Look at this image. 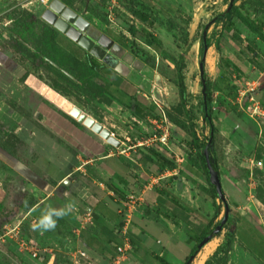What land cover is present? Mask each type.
<instances>
[{
    "label": "rangeland",
    "instance_id": "374dc122",
    "mask_svg": "<svg viewBox=\"0 0 264 264\" xmlns=\"http://www.w3.org/2000/svg\"><path fill=\"white\" fill-rule=\"evenodd\" d=\"M58 1L76 13L99 37L111 40V45L99 46L101 49L97 56L87 54L83 62H77L52 44L55 29L41 18L48 5L43 8L39 0H0V51L7 55L5 66L0 67V70L7 71L0 76V84L3 90L7 88L8 93L4 97L8 101L17 98L15 92L19 91L29 104L45 97L47 93L40 95V89L49 87L50 94L55 93L59 102L66 101L70 109L77 107L87 113L108 129L111 137L122 143L118 148L104 140L108 144L107 150L116 154L119 150L130 151L133 147L129 153L135 161L140 158L141 149L166 157L176 167V175L171 174L161 181L168 197L174 195L169 189L172 190L178 180L187 181L188 178V182L195 186L188 169H194L198 164L195 151L175 131H193L203 143L209 136L208 124L201 113L202 89L198 68L200 43L205 31L206 40L211 44L203 54L204 73L211 84V107L223 115L212 117L213 150L229 207L227 222L212 243L207 244L210 253L204 258L205 264H264V174L257 165L264 151V0H237L230 19L233 27L229 30L227 23L213 21L226 11L230 0ZM129 27L133 28V33ZM236 35L240 41L236 40ZM96 41L93 40L94 43ZM146 41L151 42V47L146 45ZM215 43L221 54L227 57L229 65L219 62ZM248 43L251 48H248ZM90 56L96 57L98 65L107 69L122 63L120 73L124 74V81H130L134 87L130 109L121 110L104 94L111 82L109 77L87 76L85 68ZM181 56L185 103L181 102L176 74ZM47 59L60 69L50 66ZM61 69L77 78L84 88L91 89V97L88 98L67 77H61ZM218 76L223 77L225 85L216 80ZM27 80L29 82L25 84ZM25 88H36L38 93L28 98ZM25 103L22 99V106L16 108L21 115L27 114L23 108ZM63 106L60 103L57 107L68 115L70 109L65 110ZM135 107L142 111V117L135 114ZM231 115L236 117L235 128L225 121ZM166 128L165 144L149 142L163 135ZM49 136L53 142L48 148L68 151L60 138ZM0 144L12 151L17 144L16 137L5 132ZM1 155L0 152V186L9 188L13 179L6 174L10 171L7 169L9 164ZM39 160L35 154L26 165L38 167ZM88 166L85 167V176L81 177L89 185L88 175L94 177L96 170ZM201 179L207 184L204 178ZM16 185L19 190H11L8 201L0 203V264H74L68 257L69 247L76 243L77 238L73 232L74 224L59 219L54 230H34V223L39 222L49 207L25 214L30 200L19 194L21 186ZM132 191L138 195V191ZM205 198L204 201L211 203V216L218 209V216L213 218V226H217L223 219L224 203L217 199L212 204L207 194ZM179 203L185 204L181 198ZM203 203L200 205L203 214L199 216L207 220L203 216L206 208ZM141 211L144 215L148 213L146 208ZM230 233L232 238H229ZM229 240L231 247L227 250ZM28 241L37 246L36 258L20 247L21 242ZM207 246L202 248V252H206Z\"/></svg>",
    "mask_w": 264,
    "mask_h": 264
},
{
    "label": "crops",
    "instance_id": "0c3cea01",
    "mask_svg": "<svg viewBox=\"0 0 264 264\" xmlns=\"http://www.w3.org/2000/svg\"><path fill=\"white\" fill-rule=\"evenodd\" d=\"M55 31L56 46L70 57L83 62L87 54H90L65 34ZM5 57L6 52L0 51L2 68L6 63ZM90 58L98 62L96 57ZM119 64L120 71L116 67L104 68L101 64L98 65L97 71L103 72L104 77L111 79L109 87L115 79L119 80L120 89L125 84L130 85L128 92L132 96L133 83L126 79L124 81V74L120 73L123 66L122 63ZM5 74L6 70H0V76ZM28 82L29 80L25 81V84ZM43 89H40V95L47 93L46 96L34 100L35 102L27 104L28 100L19 95V91L15 92V96L18 94L17 98L13 97L9 102L4 97L7 88L3 90L0 84V138L5 132L14 135L17 144L12 152L21 159V162H18L0 150L3 154L1 156L5 157L9 164L7 169L10 171L6 174L13 179L9 188L0 186V203L8 201L11 190H19L17 183L21 186L19 194H24L30 200V207L25 214L46 207L61 209L72 203L73 210L62 220L74 224L73 232L77 238L76 243L69 247L68 254L73 263L185 264L195 246L192 239H197L209 222L212 225L214 223V215L211 216L209 209L211 203L204 201L206 193L200 192L191 182L178 180L174 183V188L169 189L174 195L167 197L168 193L165 188L162 189L161 181L171 174L176 175V167L171 171H159L153 156L155 152L149 149H141L140 158L136 161L131 159L132 153H129L133 147H130V151L119 150L116 154L113 153L115 151L107 150L108 144L104 139L81 124L77 127L68 119L70 116L60 114L61 111L57 107L60 103L61 106L66 105L63 106L65 110L70 109L66 101L59 102L55 93L50 94L52 91L49 87H46L45 93L42 94ZM24 93L31 98L36 96L38 90L25 88ZM104 94L111 102H116L121 110L127 109L107 93ZM22 99L26 102L23 108L27 114L21 115L16 108L22 106ZM86 115L89 116L87 113ZM34 119L37 122H34ZM46 133L60 138L67 145L68 151L48 148L52 145L53 138ZM119 144L121 146L122 143ZM35 154L41 159L36 164L38 167L27 166V162ZM258 161L261 163L259 170L264 174V151ZM86 166H92L94 171L96 170L94 177L88 175L91 181L88 182L89 185L85 184L81 177L86 174ZM188 171L195 183L208 188L201 179H205L201 171L195 168H189ZM75 175L78 179L74 178ZM109 185L122 193L124 198L110 190ZM131 189L138 191V195ZM171 197L177 199V207L170 201ZM178 198L185 204H180ZM201 203L206 206L203 216L207 220L199 216L203 214ZM142 208H146V215L141 211ZM207 214H210V217ZM125 216L129 218L127 225ZM123 227L125 233L118 232ZM213 240L212 238L207 244ZM202 248L190 259V264L200 261L205 253ZM205 263L206 260L203 259L202 264Z\"/></svg>",
    "mask_w": 264,
    "mask_h": 264
},
{
    "label": "trees",
    "instance_id": "16d2710c",
    "mask_svg": "<svg viewBox=\"0 0 264 264\" xmlns=\"http://www.w3.org/2000/svg\"><path fill=\"white\" fill-rule=\"evenodd\" d=\"M236 2H237V0H234V4ZM234 4H233V6H234ZM232 7H231V9L229 11H227V12L225 11V12L217 15L213 22L214 23H222V24L223 23H227V25H228L227 29L228 30L231 29L233 27V24L230 21L231 16H232ZM129 30H130V32L133 33V28L132 27H129ZM55 37H56V31H54V35L51 37L52 44H54L56 46ZM235 38H236V40L240 41L238 35H236ZM146 45L151 47V42L146 41ZM247 46H248V48H251V44L250 43H248ZM210 47H211V44L208 43L207 40H205V42H203V40H201V43H200L201 58L199 60V64H202V66H203V70H202L203 73H202V76L200 77V85H201V89H202V86H203L202 82L204 83V87H205L204 92H205L206 96H205V101L203 100V96H202V100L200 102V105H201L202 118H203L204 122L208 124V127H209V136L206 139V142L203 143L196 137V134L193 131H191L190 133L181 132V131L178 132L177 130L175 131V129L173 127H172V130H174L176 133H178L179 136H181L186 141V144L188 145V147L192 148V150L195 151V153H194L195 155L194 156H195L196 160L198 161V164L195 166V168L198 167L199 169H196V170L201 171L202 174L205 176L208 188H205V187L195 183L194 181L193 182H194L195 186L197 187V189L200 192L206 193L213 200V204H215V200H217L218 197L216 195L214 186L211 185L210 181H209V168L207 167L206 160L204 158L203 149L205 148L207 142L209 140H211L210 145L208 147L209 163H210V167L213 170V172H215L220 177L217 159H216V157L214 155V150H213L214 125H213V122H212V117H213V115H218L220 117H222L223 115H222V113L215 111L211 107V101H212L211 92H210L211 84H210V80L207 78V76L204 73V61L202 60L203 59V54H204L205 48H210ZM214 48L219 54V62L222 63V64L224 62V64L229 65V61L226 59V57H224V55L221 54V51H220L219 46H218L217 43L214 44ZM74 60L77 61V62H80V61H78L76 59H74ZM47 62L50 63V66H52L53 68L60 69L59 66L56 63H54L53 61H51L50 59H47ZM222 64H220L219 67H221ZM183 65H184L183 64V57L181 56V57H179L178 63L176 65V74H177V81H178V84H179V94H180L181 102L185 103L186 87H185V84H184V76H183V73H182ZM231 65L232 64H230V67L233 68ZM86 66L87 67L85 68V72L87 73V76L94 77V78L103 76V72L99 73L97 71L98 63H97V61L94 58H90L86 62ZM224 66H226V65H224ZM101 69H103V71L105 70L104 68H101ZM61 77H67V79H69V81L75 83L78 86V89L80 91H82L83 93L87 94L88 98L91 97L90 96L91 89L84 88L82 86V84L79 83L77 78H75L72 74H70L69 72L64 71L63 69H61ZM216 80L218 82L223 83L224 85L226 84L225 80L223 79V77L218 76L216 78ZM128 86H130V85H126L125 84L124 87L122 89H120L119 80L115 79L114 83L111 84V87L107 86V88L105 89L106 90L105 93H107L109 96L113 97L115 100H117L120 104H122L127 109H130L132 107L131 106V101L132 100H131V96L129 95L130 92H128L129 91ZM220 104L223 105L222 102H220ZM134 111H135V114L137 116L142 117L143 113L139 109V107H135ZM60 114L62 116L65 115L62 112ZM235 118H236L235 116L231 115L229 117H226L225 121H226V123L228 125H230L233 128H235L236 127ZM68 119L73 121V119L70 118V117H68ZM73 123L77 127H80L77 122L73 121ZM0 150L2 152L6 153L7 155L11 156L12 158L17 160L18 162H21V159L18 158L17 154L15 152H12L11 150H9L4 145L0 144ZM153 156L155 158V162H156V164L158 166L159 171H164V170H170L171 171V170H174L175 165L171 161H169L168 159H166L165 157H163L162 155L157 154V153H154ZM190 170H193V169L190 168ZM186 180L189 181L190 179H186ZM108 188L110 190H112L114 193L118 194L120 196V198H124V195L122 193H120L117 189H115L113 186L109 185ZM170 201L175 205V207L178 206V201H177V199L175 197H171ZM218 214H219L218 209H216L213 218L217 217ZM215 227L216 226H213L212 223L209 222L208 225L203 230H201V232L199 234V237L197 239H195V240L192 239V241L195 242V246L191 250L189 256L186 258L185 264H190L191 263L190 259L192 257H194L195 254L199 250L198 249V245L207 236L211 235L212 236L211 238H214L216 236V235L213 234V229ZM232 236L233 235L230 233L229 234V238H232ZM230 247H231V241L229 240L227 242V245H226L227 250H229ZM41 264H43V263H41Z\"/></svg>",
    "mask_w": 264,
    "mask_h": 264
},
{
    "label": "water",
    "instance_id": "95a60500",
    "mask_svg": "<svg viewBox=\"0 0 264 264\" xmlns=\"http://www.w3.org/2000/svg\"><path fill=\"white\" fill-rule=\"evenodd\" d=\"M234 4V0H230L229 5L226 9V12L231 9ZM41 18L49 25H51L55 30L65 34L67 37L71 38L73 41L77 42L78 45L88 51L91 55H96L101 49L99 46H109L102 42L103 38L108 39L105 36L99 37V35L93 28H89L86 22L78 17L76 13H74L71 9L67 8L64 4L60 3L58 0H52L49 6L43 10L41 14ZM72 25V27L70 26ZM97 39L96 43L93 40ZM109 40V39H108ZM202 40L205 42L206 40V32H203ZM111 42V40H109ZM112 43V42H111ZM208 48H205V52ZM205 56H203V61ZM119 67H116L119 70ZM200 77L203 73V66L202 64L198 65ZM202 96L203 100L205 101V87L204 83L202 82ZM46 91V87H44L42 94ZM206 106V105H205ZM206 108V107H205ZM68 115L76 120L78 124L90 129L93 133L97 134L102 139L106 140L108 144H111L115 147L119 146V143L111 137V133L108 129L103 127L100 123L96 122L91 117L87 116L77 107H72L70 109ZM211 140H209L203 149L204 158L206 160L207 167L209 168V181L210 184L214 186L216 195L219 200L224 203V215L223 219L218 223V225L213 229V234L217 235L223 228V225L228 220V213L229 207L225 199L224 192L222 190L220 184V177L213 172L210 167L209 163V154H208V147L210 145ZM212 236H207L199 245L198 249L204 247L210 240Z\"/></svg>",
    "mask_w": 264,
    "mask_h": 264
},
{
    "label": "clouds",
    "instance_id": "9594fccd",
    "mask_svg": "<svg viewBox=\"0 0 264 264\" xmlns=\"http://www.w3.org/2000/svg\"><path fill=\"white\" fill-rule=\"evenodd\" d=\"M73 210V204L69 203L65 208H47L44 210L38 223H34L33 228L42 231L54 230L59 219L64 218Z\"/></svg>",
    "mask_w": 264,
    "mask_h": 264
},
{
    "label": "built area",
    "instance_id": "2783aa9c",
    "mask_svg": "<svg viewBox=\"0 0 264 264\" xmlns=\"http://www.w3.org/2000/svg\"><path fill=\"white\" fill-rule=\"evenodd\" d=\"M52 0H39L40 4L42 5V7L47 6ZM167 134H168V128L165 129V132L163 135H161L160 137H158L157 139H150L149 142H154L157 141L161 144H165L166 140H167ZM258 166L261 165L260 162L257 163ZM130 200H132V197H130ZM129 218L127 216H125V225L128 224ZM118 232L120 233H125V227H123L122 229H119ZM20 247L24 250H27L30 254L31 257L36 258L38 256V249L37 246L34 245L32 243V241H28V242H21L20 243ZM118 251H120V249H118ZM77 264V263H74Z\"/></svg>",
    "mask_w": 264,
    "mask_h": 264
},
{
    "label": "bare ground",
    "instance_id": "6f19581e",
    "mask_svg": "<svg viewBox=\"0 0 264 264\" xmlns=\"http://www.w3.org/2000/svg\"><path fill=\"white\" fill-rule=\"evenodd\" d=\"M102 42L105 43L106 45H111V42H110L108 39H106V38H103V39H102ZM211 243H212V242H211ZM211 243H210V244H211ZM210 244H209V245H210ZM209 245L207 246L208 248L206 249L205 254L202 255L200 261L197 262L196 264H202V260L205 258L206 254H208V253L210 252V246H209ZM206 257H207V256H206Z\"/></svg>",
    "mask_w": 264,
    "mask_h": 264
}]
</instances>
